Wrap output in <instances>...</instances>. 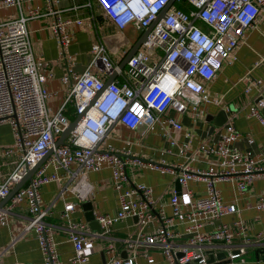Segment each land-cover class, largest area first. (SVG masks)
Returning <instances> with one entry per match:
<instances>
[{"label":"built area","instance_id":"2783aa9c","mask_svg":"<svg viewBox=\"0 0 264 264\" xmlns=\"http://www.w3.org/2000/svg\"><path fill=\"white\" fill-rule=\"evenodd\" d=\"M33 1L0 0V8L18 9L16 18H0V122L11 125L15 139L13 147L5 153L20 152L12 171L0 180V201L47 152L51 150V153L12 195L8 205L0 208V221L8 210L25 200L29 213L25 229L35 231L44 263L59 264L53 230L46 222L51 212L43 204L41 187L65 178L71 184H65L60 194L69 192L75 200L65 201L59 219L73 247L69 258L72 264H88L85 251L98 238L106 237L112 224L133 217L138 219L137 228L123 240L130 254L125 258L119 256L111 241L105 248L110 256L103 264H137L140 255L147 264H209L210 253L223 252L225 259L244 260L249 249L257 250L264 257V231L251 234L240 218L232 223L221 220L223 216L239 212V208L236 203L223 202L216 183L237 177V187L244 193L250 181L264 174V150L254 157L232 145L233 139L239 136L233 119L227 125L226 134L202 149L203 153L221 159V168L217 171L194 169L185 163L163 166L134 157L129 149L101 147L114 123L136 130L143 120L150 125L160 122V115L168 108L184 113L189 108L195 111L200 102L209 101L204 84L235 54L246 30L258 20L264 0H96L119 29L134 24L144 31L167 9L127 61L125 69L111 61L103 44L93 45V63H99L105 74L115 71L122 80L105 84L103 78L88 69L80 74L67 73L63 77L68 84L66 96L52 115L46 108L51 94L44 84L46 75L37 70L27 29L29 19L43 14L34 8L23 10L25 3ZM43 1L52 10V0ZM64 25L65 20L56 15L51 29L61 44H68L70 36ZM260 102L264 105V99ZM67 105L72 106L73 119L85 113L64 143L56 146L61 133L73 120L63 114ZM252 115L264 127L260 110L254 109ZM165 122L174 128L180 127L172 117ZM171 143L177 144L174 140ZM184 147L181 145L180 150ZM133 165L166 169L174 174L184 190L179 194L172 191L170 215L165 213L164 204L148 185L130 180L128 167ZM48 167L53 171L47 172ZM104 167L111 171L119 205L115 214L94 215L101 229L94 232L86 221L73 220L71 214L93 190L87 174ZM60 170L63 174H59ZM190 180L205 184V196L193 198L188 189ZM181 199L187 206L184 213L180 208ZM257 208L263 209L264 201ZM180 216L183 217L181 232L175 229V220ZM150 223H158V227L145 231ZM180 237L187 244L175 245L174 241ZM141 246L159 249L163 262H155L149 253H140Z\"/></svg>","mask_w":264,"mask_h":264},{"label":"crops","instance_id":"0c3cea01","mask_svg":"<svg viewBox=\"0 0 264 264\" xmlns=\"http://www.w3.org/2000/svg\"><path fill=\"white\" fill-rule=\"evenodd\" d=\"M30 8L38 9L43 14L29 19L27 29L37 70L46 75L44 84L51 93L46 100V108L50 115L54 114L64 101L68 84L63 81V77L67 73L80 74L88 69L103 78L105 82L113 73L114 81L122 80L115 71L105 74L99 63H93L92 46L103 44L111 61L120 67L143 33L136 25L129 24L119 29L96 0H52V10L56 13L49 10L51 8L48 9L43 0H35L23 5L24 11ZM56 15L65 20L64 26L70 36L68 44H61L52 32L51 25ZM17 16L16 7L0 8L1 19H13ZM125 67L126 64L122 69ZM204 88L209 101L200 102L195 111L189 108L181 113L168 108L160 115V122L150 125L147 120H143L136 130L114 123L104 137L101 147L129 149L132 156L163 166L185 163L194 169L217 171L221 168V159L213 154L203 153L202 149L208 144H214L226 134L227 125L233 119L239 136L233 139L232 145L240 151L250 152L257 157L264 150V127L257 117L252 115V111L259 109L264 116V105L260 102L264 99V6L256 23L246 30L235 54L223 62L215 77L206 82ZM72 110L71 105H67L63 110V114L71 120L74 116ZM169 117L174 118L180 127L174 128L166 124L165 121ZM14 140L11 125L7 121L0 122V180L12 171L20 158L19 151L5 153L7 148L13 147ZM172 140L177 144H172ZM183 144L185 147L181 151L180 146ZM52 171V167L47 168V172ZM59 174H63V171L60 170ZM128 174L132 182L148 185L153 195L164 204L165 213L171 214L169 197L176 188L174 174L166 169L136 165L128 167ZM87 179L93 190L86 201L92 203L94 215L115 214L119 202L111 171L107 167L99 171H91L87 174ZM237 180V177H232L216 183L223 202L236 203L239 208V212L223 216L222 222L232 223L240 218L251 234L264 231V208H257L264 201V174L250 181L244 193L239 191ZM65 184L69 186L71 182L64 178L60 182L44 184L41 187V195L44 206L51 212L46 222L53 230L58 263L72 264L69 258L73 247L67 241L64 224L59 219L65 201L75 200L69 192L60 194ZM205 188L202 181L188 182V189L192 192L193 198L205 196ZM181 190L184 188L180 186ZM180 201V208L184 213L187 206L184 199ZM8 203L9 200L2 208L4 209ZM71 218L86 221L82 203L71 214ZM28 221V204L25 200L8 210L0 221V264H45L35 231L25 229ZM182 221V216L175 220L177 231L183 230ZM135 224L133 218L112 224L109 234L98 238L95 244L85 251L89 256L88 264H103L110 256L105 248L111 241L114 242L119 256L124 250L127 251V255L130 254L123 240L135 232L137 228ZM156 227L158 223H150L145 227V231ZM174 244L185 245L187 242L180 237L174 241ZM139 252L151 254L157 263H162L164 260L159 249L141 246ZM136 262L147 264L142 255L138 256ZM209 264H264V257L257 250L249 249L244 260L223 259Z\"/></svg>","mask_w":264,"mask_h":264},{"label":"water","instance_id":"95a60500","mask_svg":"<svg viewBox=\"0 0 264 264\" xmlns=\"http://www.w3.org/2000/svg\"><path fill=\"white\" fill-rule=\"evenodd\" d=\"M171 3V2H170ZM167 8L163 9L160 14L157 17V20L155 22H153L148 28H146L143 33L141 34V36L139 37V39L136 41V43L134 44V46L132 47V49L130 50V52L127 54V56L125 57L123 63L120 65V69H122L124 67V65L127 63V61L130 59V57L135 53V51L140 47V45L144 42V40L147 38V34L149 33V31L155 26L156 22L164 16L165 11ZM114 81V73L112 75H110L109 79L105 82V84H109L111 82ZM98 95V94H97ZM96 99V96L91 100L90 104ZM83 112L82 114H78L76 116L75 119H73L68 126L64 129V131L61 133V136L58 138V140L56 141L55 145L58 146L60 144L64 143V140L69 136V134L71 133L72 130H74L76 128V126L80 123V121L82 120L83 116H84ZM51 150L49 152H47L43 158L30 170H28V172L26 173V175L12 188V190L10 191L9 195L3 199L0 203V208L3 207V205L5 204L6 201H8L12 195L28 180L31 178L32 174L35 172V170L48 158V156L50 155ZM175 190L177 191V193H180V186L178 184V182L176 181V188ZM82 208L84 210L85 213V220L88 223L89 227L91 228L92 231L94 232H101L100 229V225L99 223L95 220V216H94V211H93V207H92V203L90 201H86L84 203H82ZM133 219L137 222V217H133ZM123 254V255H122ZM127 255V251L124 250L123 253H121V256L126 257ZM178 256H181V253L178 254ZM226 258V254L223 252H218L216 254L210 253L209 254V259L208 262L212 263L214 261H220Z\"/></svg>","mask_w":264,"mask_h":264},{"label":"rangeland","instance_id":"374dc122","mask_svg":"<svg viewBox=\"0 0 264 264\" xmlns=\"http://www.w3.org/2000/svg\"><path fill=\"white\" fill-rule=\"evenodd\" d=\"M202 26V28H205L203 25H201Z\"/></svg>","mask_w":264,"mask_h":264}]
</instances>
